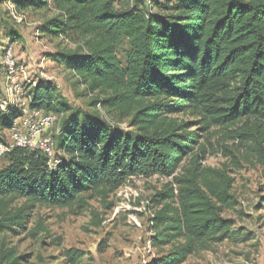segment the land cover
<instances>
[{"label": "trees", "instance_id": "trees-1", "mask_svg": "<svg viewBox=\"0 0 264 264\" xmlns=\"http://www.w3.org/2000/svg\"><path fill=\"white\" fill-rule=\"evenodd\" d=\"M10 1L19 15L56 13L38 27L40 37L76 43L53 54V61L88 92L102 95L92 100L94 107L118 123L128 121L134 132L111 127L96 112L72 110L49 83L32 87L29 108L59 117L58 163L50 169L44 155L22 150L0 159V234L23 230L36 205L71 208L85 204L89 194L105 198L132 178L157 176L172 178L177 194L169 184L153 198L157 205L166 202L154 216V243H183L156 264H181L210 243L231 239L233 224L222 216L236 204L231 179L224 171L202 169L196 155L177 174L200 136L172 116L189 112L199 131L241 124L229 131L231 139L253 141L262 151L264 0H149L156 14L130 0ZM2 23L11 43L22 42ZM17 112L8 107L0 126ZM174 199L176 208L168 203ZM17 200L23 206L11 209ZM70 257L76 262L79 256ZM22 260L1 245L0 264Z\"/></svg>", "mask_w": 264, "mask_h": 264}, {"label": "rangeland", "instance_id": "rangeland-1", "mask_svg": "<svg viewBox=\"0 0 264 264\" xmlns=\"http://www.w3.org/2000/svg\"><path fill=\"white\" fill-rule=\"evenodd\" d=\"M130 1L135 8L147 7L148 11L157 13L156 9L150 10L149 0ZM164 1L151 0L153 3ZM55 14L50 10L19 15L10 0H0V97L18 110L0 126V139H7L9 130L20 125L22 111L19 106L27 103L26 94L38 83L52 85L72 110L82 114L96 112L111 127L134 132L128 121L118 123L100 105L94 107L92 100L102 95L88 92L71 72L53 61V54L62 48L75 49L76 43L40 37L38 27ZM2 22L18 32L22 42L11 43ZM7 51L15 62V81L24 92L17 101L5 94L10 79L5 74L4 65ZM172 117L187 122L189 130L200 136L198 146L183 161L177 174H183L196 155L202 169L226 173L231 179L230 193L236 200L235 206L225 209L222 214L233 224L231 239L210 243L207 248L189 255L181 264H264V166L261 163L264 139L261 143L263 149L259 151L253 141L241 143L238 139H231L229 131L241 124L229 130L210 128L199 131L195 124L197 119L189 112ZM59 132L57 124L50 136L56 141ZM252 136L259 138L254 132ZM3 164L1 161L0 166ZM169 184H172L175 196L177 186L172 178L155 176L132 178L105 198L89 194L83 197L85 204L78 203L71 208L36 205L31 209L23 230L0 234V247L14 248L16 255L23 257L21 264H156L173 247L183 243L181 239L165 245L154 243V216L166 202L157 205L153 198ZM168 203L177 207L176 199ZM23 204V200H17L10 208L17 209ZM68 252L78 254L76 262L70 257L73 254L68 256Z\"/></svg>", "mask_w": 264, "mask_h": 264}, {"label": "built area", "instance_id": "built-area-1", "mask_svg": "<svg viewBox=\"0 0 264 264\" xmlns=\"http://www.w3.org/2000/svg\"><path fill=\"white\" fill-rule=\"evenodd\" d=\"M4 65L5 74L10 78L5 94L17 101L23 96L24 92L22 87L15 81V62L10 55V51H7L4 57ZM11 105L10 102H6L5 99L0 97V114L5 113ZM19 107L22 111L21 123L9 130L7 139H0V159L14 150L38 152L47 158V166L53 169L58 161L55 159L54 139L50 136V133L58 124L59 117L43 113L40 110L30 109L29 100L27 103H21Z\"/></svg>", "mask_w": 264, "mask_h": 264}]
</instances>
